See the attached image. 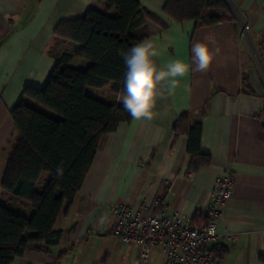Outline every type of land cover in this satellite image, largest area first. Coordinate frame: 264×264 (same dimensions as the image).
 I'll return each mask as SVG.
<instances>
[{"label": "crops", "instance_id": "obj_1", "mask_svg": "<svg viewBox=\"0 0 264 264\" xmlns=\"http://www.w3.org/2000/svg\"><path fill=\"white\" fill-rule=\"evenodd\" d=\"M166 1L138 0L159 20H144L149 33L144 41L157 49L156 65L185 58L197 41L217 50L214 61L206 71L177 78L175 86L161 82L152 119H131L101 137L79 191L70 205L63 203L53 225L61 233L57 245L28 251L11 264H163L158 248L139 262L134 248L109 233L112 205L127 204L138 213L141 205L150 209L161 198L166 215L178 213L199 225L213 182L227 172L234 175V189L217 222L218 239L208 249L218 254V264H264V65L259 56L264 0H225L234 21L206 27L174 22L162 12ZM90 3L0 0V203L27 218L33 208L1 189L16 136L9 112L24 88L43 85L56 54L77 46L56 43L53 32L60 22L80 18ZM243 21L249 30L240 37ZM88 65L78 58L70 62L80 70ZM86 93L104 103L118 99L108 86ZM182 114L189 115V124L200 123L199 151L210 158L208 166L193 172L186 134L173 131Z\"/></svg>", "mask_w": 264, "mask_h": 264}, {"label": "trees", "instance_id": "obj_2", "mask_svg": "<svg viewBox=\"0 0 264 264\" xmlns=\"http://www.w3.org/2000/svg\"><path fill=\"white\" fill-rule=\"evenodd\" d=\"M162 12L176 23L194 21L196 27L234 21L225 0H167ZM145 19L159 21L138 0H91L80 18L55 27L56 43L77 46L56 54L43 85L24 88L9 112L16 136L7 151L1 189L30 205L33 214L27 218L0 203V264L57 245L61 233L53 225L63 203L70 205L79 191L101 137L131 121L120 102L126 71L122 53L149 36ZM73 58L88 67H71ZM107 86L118 97L115 103L86 93ZM188 119L182 114L173 131L186 134L193 172L208 166L210 158L199 151L200 123Z\"/></svg>", "mask_w": 264, "mask_h": 264}, {"label": "built area", "instance_id": "obj_3", "mask_svg": "<svg viewBox=\"0 0 264 264\" xmlns=\"http://www.w3.org/2000/svg\"><path fill=\"white\" fill-rule=\"evenodd\" d=\"M240 25V37H244L249 24L243 21ZM262 38L264 43V27ZM233 189L232 172L215 179L199 225L191 224L187 217L178 213L166 215L161 198H156L150 209L141 205L138 213L127 204H114L110 208L109 233L123 245L134 248L139 262L146 261L150 250L158 248L163 255V264H218L208 244L218 239L217 222ZM225 238L229 239V235Z\"/></svg>", "mask_w": 264, "mask_h": 264}, {"label": "clouds", "instance_id": "obj_4", "mask_svg": "<svg viewBox=\"0 0 264 264\" xmlns=\"http://www.w3.org/2000/svg\"><path fill=\"white\" fill-rule=\"evenodd\" d=\"M216 51L207 43L197 41L190 44L185 58L174 59L158 67L154 59L158 52L152 41L132 45L122 53L126 68L120 98L122 108L133 121L152 119L156 99L161 95V82L175 86L177 78L185 77L193 70L206 71L214 61Z\"/></svg>", "mask_w": 264, "mask_h": 264}, {"label": "rangeland", "instance_id": "obj_5", "mask_svg": "<svg viewBox=\"0 0 264 264\" xmlns=\"http://www.w3.org/2000/svg\"><path fill=\"white\" fill-rule=\"evenodd\" d=\"M232 15H233V13H232ZM263 51H264V48H263ZM263 51H259V56H260L261 63L264 65V53H263Z\"/></svg>", "mask_w": 264, "mask_h": 264}]
</instances>
